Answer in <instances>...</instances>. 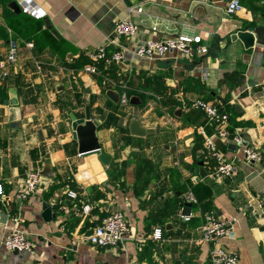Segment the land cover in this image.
Wrapping results in <instances>:
<instances>
[{"label":"crops","instance_id":"0c3cea01","mask_svg":"<svg viewBox=\"0 0 264 264\" xmlns=\"http://www.w3.org/2000/svg\"><path fill=\"white\" fill-rule=\"evenodd\" d=\"M12 1L0 0V183L7 194L0 213L8 216L0 217V264H211L218 247L237 253L238 264H264V45L247 48L226 38L235 28L264 26V1L251 6L244 0L245 9L229 15L228 0H33L45 16L39 28L28 22L31 33ZM139 6L142 13L130 11ZM125 18L135 21L137 34L119 39L122 62L102 68L90 54L102 45L109 53L118 49L112 43L115 24ZM182 33L200 35L208 52L185 56L172 50L161 59L132 53L140 41ZM12 41L18 44L15 62L7 60ZM214 43L220 49L211 52ZM89 64L96 73L85 70ZM110 89L120 94L118 103L107 95ZM12 94L18 101L14 125L11 105L4 102ZM196 99L229 114V136H216L215 144L234 163L231 177L212 175L217 160L199 128L214 135L217 124L193 107ZM87 106L92 118L103 117L96 131L101 149L80 154L71 114L84 118ZM134 120L143 135L132 133ZM236 132L242 146L234 143ZM244 147L259 151L261 160L249 162ZM101 153L112 156L114 168ZM142 159L151 170L139 175ZM30 171L41 172L43 190L17 199ZM190 182L211 193L184 220ZM45 203L52 208L49 219ZM118 211L129 226L124 241L114 248L92 245L93 228ZM208 212L235 218L234 233L205 240ZM156 228L160 239L153 237ZM13 229L30 236L34 248L6 249L3 240Z\"/></svg>","mask_w":264,"mask_h":264},{"label":"built area","instance_id":"2783aa9c","mask_svg":"<svg viewBox=\"0 0 264 264\" xmlns=\"http://www.w3.org/2000/svg\"><path fill=\"white\" fill-rule=\"evenodd\" d=\"M20 4L21 11L41 18L45 16L44 11L33 0H17ZM203 2H210V0H201ZM245 9L242 0H230L227 4L226 11L229 15H234ZM131 12H143V7L139 6L136 9L131 8ZM153 30H157V25L153 26ZM115 33L117 38L112 40L118 49L111 53L108 52L105 45L100 46L96 51L90 54L92 60L96 62H104L106 66L117 64L124 59L125 47L120 43V38L132 37L137 34V24L131 18L118 20L115 24ZM32 46V43H28ZM172 50H176L185 56H193L195 53H206L208 47L203 44L200 35H190L186 33L179 34L175 37H168L161 40L147 39L137 43L133 50V55L136 58L146 59H161ZM18 44L12 41L9 44L7 52V60L15 62L17 60ZM89 73H96L97 66L89 64L85 67ZM121 101L126 103L128 101V94L126 90L121 94ZM193 107L203 110L210 120L217 124L216 134H207L205 128H199L200 133L204 136L205 148L209 155L217 160V166L213 171V176L231 177L234 174V163L227 161L222 152L218 150L215 144V137L225 138L229 136L226 127L229 119V114L221 112L218 107L203 99H196L193 102ZM234 143L237 146L243 145V136L236 132L233 136ZM244 155L249 162L261 160L262 155L259 151L253 150L250 147H244ZM44 177L39 171H30L24 179L23 184L16 191V198L23 200L30 197L32 194L43 190ZM68 195L76 198L77 194L74 191H69ZM7 194L3 184L0 183V201L5 202ZM185 200L192 204L197 203L198 199L192 190H188L185 195ZM90 206L84 207V212H88ZM190 215L182 214L184 220H189ZM17 220V219H16ZM235 218L220 219L217 218L213 212H208L204 217L202 226L204 239L213 241L218 238L232 235L234 233ZM129 232V226L124 214L120 211L114 212L105 218L102 222L93 228V232L89 235L90 243L96 247L114 248L124 241ZM153 237L160 239L162 237L161 228H156L153 232ZM4 246L8 250L30 251L34 248V240L25 234L23 231L13 229L10 231L3 240ZM239 255L232 253L218 247L213 250L211 254V264H238Z\"/></svg>","mask_w":264,"mask_h":264},{"label":"water","instance_id":"95a60500","mask_svg":"<svg viewBox=\"0 0 264 264\" xmlns=\"http://www.w3.org/2000/svg\"><path fill=\"white\" fill-rule=\"evenodd\" d=\"M230 1V0H228ZM11 6L18 12H21V8L17 1H12ZM71 12L74 14L75 9L72 8ZM228 44H230L233 41H236L240 39L244 45L248 48L254 45L255 42L258 44L264 45V26L263 25H245L241 28H235L233 31H231L227 36ZM219 46L214 43L212 48H210V51L213 52L214 50H219ZM0 77L3 78V74H0ZM107 95L112 98L116 103L120 101V94L114 90H108ZM133 100V99H132ZM6 104L11 105L10 109V119L12 121V125L15 124V121L17 120V111H16V105L18 103L17 98L12 94L9 100H4ZM71 118L73 121V129H74V138L78 140L79 144V153L85 154L88 152H96L99 151L101 148L99 140L96 135L97 128L100 126V121H103V117L100 118H92L90 113V107H86L85 117L84 118H77L76 115L71 114ZM131 131L133 134L136 135H143L145 133V130L139 126L138 120H134L131 124ZM100 159L103 163L108 164L110 168L115 167V161L112 158L111 155L106 153L100 154ZM251 163H255V161H252ZM43 174L49 175L53 177V174L50 172L44 171ZM183 201L185 202V206L183 209V214H189L191 212L192 203L187 202L185 200V197L183 198ZM45 212L49 219L52 213V208L49 206L48 203H45ZM6 217V213H0V217ZM93 232V230H92ZM91 232V233H92ZM18 251V250H15Z\"/></svg>","mask_w":264,"mask_h":264},{"label":"trees","instance_id":"16d2710c","mask_svg":"<svg viewBox=\"0 0 264 264\" xmlns=\"http://www.w3.org/2000/svg\"><path fill=\"white\" fill-rule=\"evenodd\" d=\"M243 1V3H244V0H242ZM264 0H247V4H249V5H254V3H256V2H263ZM22 13V19H21V26H23L24 28L23 29H29L30 30V27L28 26V22H34V24H36V26L39 28V27H41L42 26V24H43V21L41 20V18H36V17H34V16H32V15H27L26 13H24V12H21ZM8 25L9 26H11L12 27V29L13 30H15L16 32H17V30H16V28L14 27V26H12L10 23H8ZM33 29H31L30 31H29V33H31V31H32ZM3 31H4V29H0V34L2 33L3 34ZM4 35H5V37H7V34H5L4 33ZM18 35H20V36H22V37H24V38H26V39H29L31 36H28L26 33H24V32H18ZM85 60H87L86 58H84V60H83V62H85ZM88 62H90L89 60H88ZM99 64V66L100 67H104V66H106L105 65V63L104 62H99L98 63ZM142 165H141V167L139 168V170H138V174L139 175H141L142 173H143V170L144 169H146V167H148V163L150 162L148 159H142ZM147 170V172H150V170H151V167L149 168V169H146ZM190 190H192L194 193H195V195L197 196V197H199L198 196V194L199 193H203L204 194V196L203 197H201V198H198V200H199V202L200 201H202V200H204V199H206V197H208L209 195H210V193H211V190H210V188L209 187H207L206 185H203V184H201V183H193V182H190Z\"/></svg>","mask_w":264,"mask_h":264}]
</instances>
